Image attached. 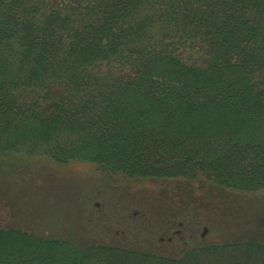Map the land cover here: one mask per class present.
<instances>
[{"label": "trees", "instance_id": "16d2710c", "mask_svg": "<svg viewBox=\"0 0 264 264\" xmlns=\"http://www.w3.org/2000/svg\"><path fill=\"white\" fill-rule=\"evenodd\" d=\"M0 154L264 188V0H0ZM163 254L0 227V264H264V215Z\"/></svg>", "mask_w": 264, "mask_h": 264}, {"label": "rangeland", "instance_id": "374dc122", "mask_svg": "<svg viewBox=\"0 0 264 264\" xmlns=\"http://www.w3.org/2000/svg\"><path fill=\"white\" fill-rule=\"evenodd\" d=\"M264 215V188H225L196 177L127 176L89 161L0 154V227L77 243L159 253L234 241Z\"/></svg>", "mask_w": 264, "mask_h": 264}]
</instances>
